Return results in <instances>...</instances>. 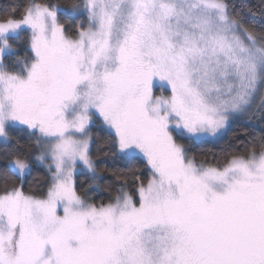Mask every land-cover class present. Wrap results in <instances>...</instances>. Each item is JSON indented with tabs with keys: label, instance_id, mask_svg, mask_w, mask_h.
I'll list each match as a JSON object with an SVG mask.
<instances>
[{
	"label": "snow or ice",
	"instance_id": "1",
	"mask_svg": "<svg viewBox=\"0 0 264 264\" xmlns=\"http://www.w3.org/2000/svg\"><path fill=\"white\" fill-rule=\"evenodd\" d=\"M233 8L27 0L0 14V264H264V133L223 164L190 151L257 94L264 120V31ZM22 30L30 55L10 62ZM108 173L121 187L98 200Z\"/></svg>",
	"mask_w": 264,
	"mask_h": 264
},
{
	"label": "trees",
	"instance_id": "2",
	"mask_svg": "<svg viewBox=\"0 0 264 264\" xmlns=\"http://www.w3.org/2000/svg\"><path fill=\"white\" fill-rule=\"evenodd\" d=\"M52 3L61 6L71 2V0H51ZM27 3V0H0V14L7 13L13 6L21 8ZM230 5H234L233 11L240 14L245 22L255 28L256 31H264V0H228ZM19 18V16H17ZM64 19L71 20L75 23L80 19L79 16L65 14ZM12 43L18 45L19 56L23 58L30 55L28 52V32L22 30L17 37H12ZM10 62L16 58L8 55ZM256 105V104H254ZM261 108L257 111L255 106L248 109L245 114L236 115L230 121L226 133L217 140H208L204 143H197L190 146V151L197 154V158L208 164H223L224 150L233 147L238 151H242L249 143V138L252 135L259 137L264 133V120H261ZM247 133V134H245ZM243 142V143H241ZM258 143V142H257ZM101 151L105 149L100 148ZM107 167L111 169H125L128 165L118 159H108L106 161ZM101 187L98 191L91 193L96 199L108 200L110 197L116 195L117 190L121 187L122 182L117 181L111 173L102 174ZM44 179L43 169L35 170L29 181L32 186L40 185ZM77 184L79 187L87 188L90 184L88 174L86 172L77 176ZM128 188H131L129 182Z\"/></svg>",
	"mask_w": 264,
	"mask_h": 264
},
{
	"label": "rangeland",
	"instance_id": "3",
	"mask_svg": "<svg viewBox=\"0 0 264 264\" xmlns=\"http://www.w3.org/2000/svg\"><path fill=\"white\" fill-rule=\"evenodd\" d=\"M18 35H19V34L12 35L11 38H12V37H17ZM11 41H12V39H11ZM11 43H12V42H11ZM12 44H13V43H12ZM13 45H14V49L11 50V51H7V52L5 53V55H6V56L11 55V56H14L15 58H17V57H19V58H23L22 56H19V54H18V51H19L18 45H16V44H13ZM254 104H256V105H254ZM261 104H262L261 97H260L259 94H257V96L254 98L253 103H252V105H251L250 107L255 106V110L257 111L258 109L261 108ZM250 107H249V108H250ZM240 115H241V114H240ZM229 124H230V123H229ZM228 127H229V125L227 126L226 130L223 132V134H222L219 138H221V137L226 133ZM219 138L210 139V140H217V139H219Z\"/></svg>",
	"mask_w": 264,
	"mask_h": 264
}]
</instances>
